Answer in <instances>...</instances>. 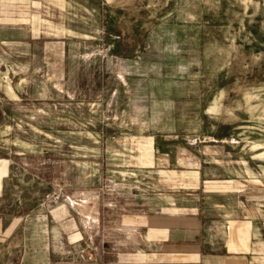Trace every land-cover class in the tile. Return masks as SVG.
Segmentation results:
<instances>
[{
  "label": "rangeland",
  "instance_id": "374dc122",
  "mask_svg": "<svg viewBox=\"0 0 264 264\" xmlns=\"http://www.w3.org/2000/svg\"><path fill=\"white\" fill-rule=\"evenodd\" d=\"M58 4L73 19L49 11L58 37L74 34L0 43V161L15 205L62 212L61 197H88L87 227L113 233L131 196L150 209L181 201L187 260L193 229L203 250L211 231L226 249L237 227L264 243V0ZM241 207L260 211L244 224Z\"/></svg>",
  "mask_w": 264,
  "mask_h": 264
},
{
  "label": "crops",
  "instance_id": "0c3cea01",
  "mask_svg": "<svg viewBox=\"0 0 264 264\" xmlns=\"http://www.w3.org/2000/svg\"><path fill=\"white\" fill-rule=\"evenodd\" d=\"M49 1L48 6H44L43 0H0V43L43 42L44 36H49L50 43H59V38L74 34L71 28H66L64 35L58 37V27L53 24L55 18L49 11L59 13L65 20L73 19L69 18L72 15L68 7L59 5L58 0ZM65 25L68 27V23ZM14 38L17 39L11 40ZM11 171L10 163L1 160L0 264H257V259H264V251L260 249L264 250V243L253 244L256 229L237 227L226 249L218 245L219 232L211 231L210 247L205 250L204 233L193 229L194 242L189 244L188 251L194 254L192 260H187L186 212L184 207L178 206L181 201L177 202V207L173 203L175 206L170 208L167 202L160 209H150L149 198L137 201V197L131 196L129 203L123 202L118 208L120 212L114 214L113 233H107L105 225L87 227L92 217L88 197L78 200L73 196L61 197L62 212H25L20 210L19 202L16 206L12 201ZM114 202L117 203L116 198ZM219 206L221 204L213 203L208 209L215 220L221 217ZM206 211L199 206L198 219L205 217ZM251 211L260 209L241 207L240 214L245 219L242 223L252 220ZM202 251L207 253L203 255Z\"/></svg>",
  "mask_w": 264,
  "mask_h": 264
}]
</instances>
